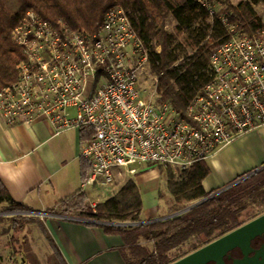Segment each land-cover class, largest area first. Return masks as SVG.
Returning <instances> with one entry per match:
<instances>
[{
  "label": "built area",
  "instance_id": "built-area-1",
  "mask_svg": "<svg viewBox=\"0 0 264 264\" xmlns=\"http://www.w3.org/2000/svg\"><path fill=\"white\" fill-rule=\"evenodd\" d=\"M214 15L221 0H194ZM228 38L210 55L211 79L177 112L156 100L157 77L121 6L92 33L26 11L12 29L22 48L16 79L0 87L8 125L45 120L54 134L87 128L80 190L107 188L124 174L159 166L177 176L217 148L264 124V22L252 34L218 16ZM148 79L150 85H141ZM91 212L95 203L87 199Z\"/></svg>",
  "mask_w": 264,
  "mask_h": 264
},
{
  "label": "trees",
  "instance_id": "trees-1",
  "mask_svg": "<svg viewBox=\"0 0 264 264\" xmlns=\"http://www.w3.org/2000/svg\"><path fill=\"white\" fill-rule=\"evenodd\" d=\"M113 5L122 7L146 50L148 71L157 77V102H167L181 114L192 96L211 79L210 55L228 38L218 16L225 14L236 30L248 35L263 24L256 7L264 6V0H239L235 4L221 0L213 16L194 0H0V87L16 79L15 65L23 52L11 32L26 11L53 24L64 22L71 29L92 33ZM168 19L173 21L171 26ZM91 135V130L81 128L83 141ZM257 168L221 187L205 190L202 180L209 168L204 160L194 162L177 176L160 167L166 193L159 191L158 197L171 207V215L158 220L140 218V194L131 178L96 203L94 212L86 210L87 196L80 189L59 200L57 209L43 212L77 217L100 226L106 234L120 236L119 252L125 264H169L264 212V167ZM194 202L198 203L181 211ZM31 212L35 211L14 200L0 181V236L7 238L3 246L9 254L7 262L26 264V235L30 224L36 222L51 250L48 262L66 264L41 218ZM1 250L0 264H4L6 257Z\"/></svg>",
  "mask_w": 264,
  "mask_h": 264
},
{
  "label": "crops",
  "instance_id": "crops-1",
  "mask_svg": "<svg viewBox=\"0 0 264 264\" xmlns=\"http://www.w3.org/2000/svg\"><path fill=\"white\" fill-rule=\"evenodd\" d=\"M82 142L81 128L54 134L52 126L45 120L8 125L0 114V156L11 160L27 153L36 165L35 172L23 185L13 186L0 181L14 200L23 202L35 212L54 208L59 200L80 189L87 169V162L80 156ZM205 162L209 168L208 175L202 180L205 190L221 187L237 175L261 166L264 164V124L217 148ZM160 174V167L154 166L123 175L126 179L131 178L138 188L143 221L165 218L169 205L158 197L156 187L151 186ZM122 183L116 185V189ZM112 186L89 188L87 199L93 202V197L100 191L98 202L102 201L116 190L110 193ZM150 194L153 198H143ZM45 214L43 223L47 234L66 264H125L119 252L120 236L106 234L100 226L86 224L77 217ZM1 247L0 244V249L4 248Z\"/></svg>",
  "mask_w": 264,
  "mask_h": 264
},
{
  "label": "rangeland",
  "instance_id": "rangeland-1",
  "mask_svg": "<svg viewBox=\"0 0 264 264\" xmlns=\"http://www.w3.org/2000/svg\"><path fill=\"white\" fill-rule=\"evenodd\" d=\"M239 0H229V2L235 4L237 3ZM256 11L258 13V15L260 16L262 22H264V6L260 5L256 7ZM173 24V21H171V19H168V25L171 26ZM140 83L142 86L144 87H148L150 85V82L148 81V79H141ZM170 169V168H169ZM171 170V169H170ZM164 173L160 174L159 178L157 179V181H153V183L151 184V186L156 187L155 192H159L158 189H160V191H162L164 194L166 193V185L162 184L163 180L165 179L164 177ZM126 176L117 178L114 182V185L109 188L110 193L113 192L116 189V185L122 183L124 180H126ZM113 194V193H112ZM106 195V194H105ZM101 196V192L99 191L97 195H95L94 201L93 203H98V200L100 199ZM168 196H165V198H167ZM143 198H153V196L150 194V196H144ZM195 203V202H194ZM191 203L188 206L194 204ZM87 204V203H86ZM162 209V208H161ZM86 210L90 211L89 206H86ZM154 211V210H153ZM171 211V207H166V211H165V217L171 215L170 212ZM32 215L37 216L39 218H41V220L44 222L46 219V215L43 212H31ZM121 225H129V223H118ZM5 225V224H3ZM1 225V226H3ZM27 244H26V250H25V257L27 258V262L26 264H50L48 262L47 257L50 255L51 250L49 248L48 242L46 240V237L44 236V234L42 233V230L40 229V226L38 225V223L34 222L32 224H30L27 235ZM7 238L4 236H0V244L3 247L4 244L6 243ZM1 247V248H2ZM2 254L5 255V259H4V264H10L7 262L8 260V252L6 249L2 248L1 250ZM27 252V253H26ZM11 264H20L19 261L18 262H14L12 261ZM22 264V263H21Z\"/></svg>",
  "mask_w": 264,
  "mask_h": 264
},
{
  "label": "water",
  "instance_id": "water-1",
  "mask_svg": "<svg viewBox=\"0 0 264 264\" xmlns=\"http://www.w3.org/2000/svg\"><path fill=\"white\" fill-rule=\"evenodd\" d=\"M262 167H264V164L259 166L256 170ZM197 203L198 202H195L190 206H186L181 211L187 210ZM263 229H264V212L244 222L243 224L237 226L236 228L230 230L229 232L221 235L220 237L204 244L198 249L180 257L179 259L171 262L170 264H203L206 260L214 257L216 253L223 252L224 250L237 244L242 237H246L248 239L249 237H251L252 235Z\"/></svg>",
  "mask_w": 264,
  "mask_h": 264
},
{
  "label": "flooded vegetation",
  "instance_id": "flooded-vegetation-1",
  "mask_svg": "<svg viewBox=\"0 0 264 264\" xmlns=\"http://www.w3.org/2000/svg\"><path fill=\"white\" fill-rule=\"evenodd\" d=\"M203 264H264V229L248 239L242 237L237 244L216 253Z\"/></svg>",
  "mask_w": 264,
  "mask_h": 264
},
{
  "label": "clouds",
  "instance_id": "clouds-1",
  "mask_svg": "<svg viewBox=\"0 0 264 264\" xmlns=\"http://www.w3.org/2000/svg\"><path fill=\"white\" fill-rule=\"evenodd\" d=\"M36 165L31 154L5 160L0 156V180L13 186L23 185L35 172Z\"/></svg>",
  "mask_w": 264,
  "mask_h": 264
}]
</instances>
